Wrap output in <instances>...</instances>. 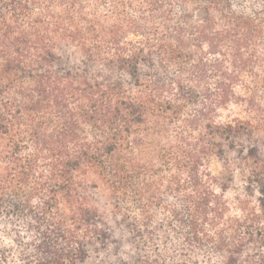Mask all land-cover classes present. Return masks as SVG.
Returning a JSON list of instances; mask_svg holds the SVG:
<instances>
[{"label":"trees","instance_id":"trees-1","mask_svg":"<svg viewBox=\"0 0 264 264\" xmlns=\"http://www.w3.org/2000/svg\"><path fill=\"white\" fill-rule=\"evenodd\" d=\"M0 264H264V0H0Z\"/></svg>","mask_w":264,"mask_h":264},{"label":"rangeland","instance_id":"rangeland-1","mask_svg":"<svg viewBox=\"0 0 264 264\" xmlns=\"http://www.w3.org/2000/svg\"><path fill=\"white\" fill-rule=\"evenodd\" d=\"M212 171L216 174L221 172V165L219 163H216L215 161L212 162V166H211ZM237 186H239V181H236Z\"/></svg>","mask_w":264,"mask_h":264}]
</instances>
